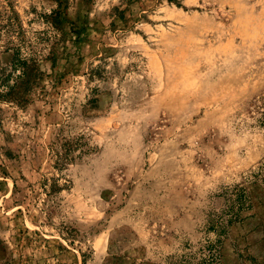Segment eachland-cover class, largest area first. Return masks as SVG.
Wrapping results in <instances>:
<instances>
[{"label":"rangeland","instance_id":"1","mask_svg":"<svg viewBox=\"0 0 264 264\" xmlns=\"http://www.w3.org/2000/svg\"><path fill=\"white\" fill-rule=\"evenodd\" d=\"M23 60L0 264H264V0H0Z\"/></svg>","mask_w":264,"mask_h":264},{"label":"trees","instance_id":"2","mask_svg":"<svg viewBox=\"0 0 264 264\" xmlns=\"http://www.w3.org/2000/svg\"><path fill=\"white\" fill-rule=\"evenodd\" d=\"M18 66H21V75L17 77L14 81V84L7 86L6 89L0 91V100L13 102L17 105H23L26 100V95L29 93L32 84L37 80L39 75V69L36 62L33 60H23ZM262 181H264V164L261 167ZM237 198L240 201L239 203H246L247 196L245 189H238ZM243 205V204H242ZM232 220L230 221V223Z\"/></svg>","mask_w":264,"mask_h":264}]
</instances>
